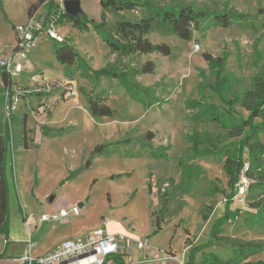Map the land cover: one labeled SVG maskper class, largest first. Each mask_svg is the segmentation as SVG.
<instances>
[{
  "label": "rangeland",
  "instance_id": "rangeland-1",
  "mask_svg": "<svg viewBox=\"0 0 264 264\" xmlns=\"http://www.w3.org/2000/svg\"><path fill=\"white\" fill-rule=\"evenodd\" d=\"M78 1L89 30L80 32L62 20L57 31L80 62L58 63L52 50L58 43L40 35L21 76L12 80L19 104L10 120L0 72V129L7 125L12 139L6 158L8 232L20 233L24 210L40 218L54 203L81 202L80 215L66 227L85 232L104 226L111 234L146 239L153 264L169 262L162 258L164 249L187 263L192 248L209 246L195 256L197 264H207L210 255L228 262L241 247L264 244V220L253 223L249 216L257 212L249 207L248 194L239 202L234 191L229 205L234 214L220 227V240L209 245L230 193L224 162L234 158L240 141L230 136L233 119L247 118L243 95L264 79V0H138L217 13L230 24H205L190 41L154 31L148 40L167 45L170 55L129 57L113 54L91 28L100 22L99 0ZM31 2L0 0V53L13 51L15 24L27 22ZM121 14L138 20L142 10ZM106 17L113 27L117 15ZM148 62L151 74L141 70ZM105 67L118 78L90 73ZM89 95L103 100L113 117L92 118ZM57 131L61 136H54ZM258 139L264 147V134ZM97 145H104L103 154L91 159ZM151 152H165L167 158L153 159ZM243 159L249 167L247 151ZM141 257L134 255V261ZM259 260L264 261V250L247 261Z\"/></svg>",
  "mask_w": 264,
  "mask_h": 264
},
{
  "label": "trees",
  "instance_id": "trees-1",
  "mask_svg": "<svg viewBox=\"0 0 264 264\" xmlns=\"http://www.w3.org/2000/svg\"><path fill=\"white\" fill-rule=\"evenodd\" d=\"M46 1L52 3L53 0H36L35 3L29 5L27 9L28 17L37 9H39ZM102 8L99 23H92L91 28L102 36L103 41L110 48L113 54L121 57H129L132 55H150L158 53L163 56L170 55V49L165 44H152L147 36L158 31L163 35L175 36L183 41H190L194 31H202L205 24L227 27L230 24L228 16L217 15V13H207L204 11L193 10L189 7L179 6L177 8L154 7L146 3H140L138 0H99ZM142 10V15L138 20H130L121 13L124 11ZM113 12L117 15V20L113 27H109L107 23V13ZM65 20L80 32H86L90 28V22L82 14L80 19H74L63 13ZM53 54L62 65L71 66L78 60L76 52L71 46L65 42L52 45ZM206 60H210L204 55ZM79 65H81L79 63ZM152 63H145L142 72L151 74L153 72ZM1 72V80L4 89L8 92L9 97L13 95V81ZM96 78L113 77L118 78L114 70L109 71L103 68L99 71H90ZM94 91V90H93ZM241 107L248 113L245 119H233L231 126L233 132L230 136L239 138L237 150L234 158H226L224 162V171L229 179L230 193L226 197L225 212L218 219L211 229V239L209 245H212L215 239L220 240L218 234L220 227L224 225L234 213L229 210V205L233 201L235 185L238 182L239 175L244 169L243 153L247 151L250 156L249 168L245 172L246 178L249 180L248 188V204L251 209L257 213L250 215L253 223L264 220V173H259L261 166L264 164V147L259 141L260 134H264V79L257 80L252 89L244 93L241 100ZM88 113L94 119L111 118L114 112L103 103L98 96H88ZM216 121V118H214ZM259 120V121H257ZM26 125V117L23 121V130ZM62 131L54 133L55 137L61 136ZM46 136V134H44ZM12 142L9 127L5 125L4 129H0V235L7 237L8 234V198L6 185V158L8 156L9 145ZM127 142V141H125ZM121 143V142H120ZM25 146V145H24ZM104 145L94 147L90 156L91 159L102 155ZM150 157L153 159H166L165 152H151ZM90 165V160L85 164V168ZM252 196V197H251ZM207 221L206 217L203 218ZM264 223V222H263ZM156 226H161V222H156ZM189 245V244H188ZM208 245V244H207ZM209 246L203 245L192 248L186 264H197L195 256L201 252L203 248ZM258 250H264V244H247L236 250V256L233 260L222 262L215 255L206 257L207 264H264V261L250 262L247 261L250 256ZM3 256L0 255V258ZM117 264H124L119 256L112 257ZM205 264V263H203Z\"/></svg>",
  "mask_w": 264,
  "mask_h": 264
},
{
  "label": "built area",
  "instance_id": "built-area-1",
  "mask_svg": "<svg viewBox=\"0 0 264 264\" xmlns=\"http://www.w3.org/2000/svg\"><path fill=\"white\" fill-rule=\"evenodd\" d=\"M63 2L55 3L51 9L43 13H34L28 17L27 22L18 24L14 27L15 44L13 51L9 54L0 53V70L11 79L19 78L23 72L24 64L28 61L30 53L36 47L38 37L45 35L51 41L56 43L63 42L58 34L57 27L62 20L64 8ZM7 96L8 92L6 91ZM71 95H75L72 93ZM6 103V118L10 120L19 104V97L13 95ZM248 166L239 175L238 182L235 185V198L239 202L248 194L249 180L245 176ZM80 215V207L73 205L62 208L52 214H42L40 222L60 224ZM148 246L146 239H136L125 234H111L106 227L100 226L94 231L87 233L83 238L65 240L53 250L38 256L32 257L27 254L22 258L23 264H117L113 256H125L130 260L134 251H145ZM27 247L33 249L36 243L28 242ZM166 255V254H164ZM80 257H83L79 260ZM175 264H186L185 261L176 257H169ZM71 260H77L71 263ZM124 264H144L142 262H132Z\"/></svg>",
  "mask_w": 264,
  "mask_h": 264
},
{
  "label": "crops",
  "instance_id": "crops-1",
  "mask_svg": "<svg viewBox=\"0 0 264 264\" xmlns=\"http://www.w3.org/2000/svg\"><path fill=\"white\" fill-rule=\"evenodd\" d=\"M35 1L36 0H34V2H31V4L35 3ZM29 5L30 4H28L25 8L26 20L28 19L27 9ZM53 5L54 4L46 1L39 9L35 10L31 15H33L34 13H43L44 11L47 12L51 9ZM47 6L48 8H45ZM18 24L21 23H17L15 25ZM14 41H15V35H14ZM72 205H78L80 207V210L84 208V204L81 202H77V203L75 202ZM67 207H71V205H69L68 203H64L60 205L54 203L51 205L50 212L47 213L43 212L42 214H49V213L52 214L59 209L67 208ZM72 221L74 220L67 221L69 223L66 222H64V224L61 223V225L59 224L60 226H58L57 224L55 225L53 223H44V222H40L39 218L34 217L32 213H28L27 211L24 210L22 215V223L20 226L17 227L20 233L16 235L15 233L12 232L11 229L9 230L7 237H5L4 235H0V255L3 254V256L0 258V264H23L22 258L27 254L31 255L32 257L41 256L53 250L65 240L83 238L84 235L95 230V229L92 231L87 230L85 232H82L74 227L73 228L70 227L69 229L66 226H68V224H70ZM129 236L139 239L138 237H135L133 235H129ZM28 242L36 243V247L33 249L28 248L27 247ZM149 244L150 243L148 241V246ZM167 250L168 249L163 250L162 258L163 260L169 261L167 264H173L169 259L170 256L166 253ZM172 253L175 254V250ZM136 254H139L140 257L143 256L141 257V259H143L142 261H145L144 264L147 263L153 264L154 254L151 253V251H149L148 248L145 251H134L131 260L125 256H119V255L118 256L123 262L129 263L130 261L135 262L134 255ZM176 258H179V255H177Z\"/></svg>",
  "mask_w": 264,
  "mask_h": 264
},
{
  "label": "water",
  "instance_id": "water-1",
  "mask_svg": "<svg viewBox=\"0 0 264 264\" xmlns=\"http://www.w3.org/2000/svg\"><path fill=\"white\" fill-rule=\"evenodd\" d=\"M63 8H64L65 14L74 19H80L83 14L81 7H80V2L78 0H64ZM37 138L39 139V135L37 136ZM82 258L83 257H80L79 260ZM76 261L77 260H71L70 262L73 263Z\"/></svg>",
  "mask_w": 264,
  "mask_h": 264
}]
</instances>
